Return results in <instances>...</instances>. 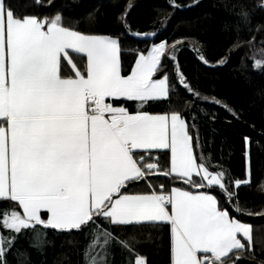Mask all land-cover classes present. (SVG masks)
I'll return each instance as SVG.
<instances>
[{"label": "snow or ice", "instance_id": "obj_1", "mask_svg": "<svg viewBox=\"0 0 264 264\" xmlns=\"http://www.w3.org/2000/svg\"><path fill=\"white\" fill-rule=\"evenodd\" d=\"M166 48L162 42L141 53L125 76L117 39L72 30L59 14L51 20L19 18L0 0V198L23 210L0 213V226L19 233L35 223L79 230L91 222L97 234L88 245V264H109L113 245L130 247L106 224L170 221L174 264H224L222 257L245 247L237 233L250 239V226L231 218L210 192L180 187L171 193L122 192L158 167L151 162L142 167L145 156L137 158L133 150L170 149L171 172L193 187L219 186L229 198L235 195L225 187L222 171L210 172L197 162L180 113L131 114L106 102L167 97V77L152 79ZM69 49L86 54V75H61ZM254 66H264V60L254 59ZM194 173L199 180L191 179ZM42 209L50 213L47 220ZM4 251L0 236V257ZM132 264L147 259L136 255Z\"/></svg>", "mask_w": 264, "mask_h": 264}, {"label": "trees", "instance_id": "obj_2", "mask_svg": "<svg viewBox=\"0 0 264 264\" xmlns=\"http://www.w3.org/2000/svg\"><path fill=\"white\" fill-rule=\"evenodd\" d=\"M7 5L19 18L51 20L59 14L61 23L72 30L117 38L125 76L131 74L141 53L155 43H166L154 77H167L168 96L143 103L128 98L112 102L131 113H180L188 123L198 162L203 161L210 171H222L229 190L231 162L215 163V150L235 152L243 146L244 136L249 137L251 182L244 204L236 206L218 187L210 191L231 217L252 227L251 240L222 259L224 264H264V66H254V59L264 60V0H7ZM71 56L81 61L86 75L85 56ZM62 75L74 76L64 58ZM134 154L145 156L143 165L152 162L158 167L127 183L123 193L134 192L143 182L158 193L175 187L194 189L170 173L169 150ZM14 208L23 214L18 202L0 198V213ZM42 217L47 219V211ZM106 226L130 246L113 245L109 264H132L136 255L146 257L147 264H173L170 222ZM96 234L91 222L79 230L37 224L19 233L0 226L5 248L0 264H88V245ZM10 235L14 238L9 244Z\"/></svg>", "mask_w": 264, "mask_h": 264}, {"label": "crops", "instance_id": "obj_3", "mask_svg": "<svg viewBox=\"0 0 264 264\" xmlns=\"http://www.w3.org/2000/svg\"><path fill=\"white\" fill-rule=\"evenodd\" d=\"M101 36H105V35H101ZM109 37V36H108ZM112 38H114V37H112ZM115 39H117V38H115ZM118 40V39H117ZM119 41V40H118ZM119 46H120V42H119ZM68 52H69V57H71V59H69L68 57H62V59H61V69H60V71H61V75H62V60H63V58L67 61V63H68V65H69V67H70V70L72 71V73L74 74V76L72 75V76H64V77H71V78H76V73H77V71H79V73H81V74H83L82 73V69H81V61L77 58V59H75V57L73 58L71 55H82V56H85V58H86V54H78V53H75L73 50H71V49H69L68 50ZM119 61H120V71H121V74H122V67H121V48H120V51H119ZM73 65H75V67H73ZM123 75V74H122ZM63 76V75H62ZM121 98H123V97H121ZM164 98V97H163ZM112 99H114V98H112V97H108V98H106V102H111L112 103V105L114 106V107H124L123 105H115L113 102H112ZM125 108V107H124ZM129 112V111H128ZM129 113H131V112H129ZM131 114H136V113H131ZM149 114H151V113H149ZM163 114H167V113H153V114H151V115H163ZM106 115H108L107 113H106ZM170 115V114H169ZM183 117V116H182ZM184 118V117H183ZM184 120L186 121V119L184 118ZM186 130L189 132V130H188V123H187V121H186ZM190 134V133H189ZM191 135V134H190ZM244 145L246 146V147H248V149H249V147H250V140H249V137L248 136H244ZM190 143V147H192V149H193V154L195 155V151H194V146H193V139L189 142ZM207 144H206V142H205V138H204V140H203V147H204V149H205V151H209V148L206 146ZM150 150H165V149H150ZM167 150H169V152H170V169H169V171H170V173L171 174H173V175H178V176H180L181 177V174H179V173H176V172H171V151H170V149H167ZM134 152L135 151H149V150H143V149H137V150H133ZM196 156V155H195ZM217 161H218V163H221L222 165H224L225 166V163H222L220 160H218V159H216ZM197 162H198V160H197ZM152 163V162H151ZM199 163V162H198ZM141 164H142V167H146V164H144L143 165V162H141ZM202 171V170H201ZM210 171V170H209ZM210 172H213V171H210ZM246 174H249V175H246V180H245V184L247 185V186H250V179H251V177H250V175H251V173H248V172H246ZM234 174H233V172L231 171L230 172V177H231V183H232V189H228L229 191H231V192H239L240 190H241V188L242 187H244V186H242V184L241 185H239V186H235V184H234V182L237 180L234 176H233ZM194 176H197L198 178H199V176L197 175V174H193V176L191 177V179H193V177ZM145 177V176H144ZM236 179V180H235ZM205 184H206V181H205ZM213 187H218V188H220V189H222L221 187H219V186H213ZM213 187H207V186H205V187H201V188H196V187H194V189H192V190H187V191H191V192H193V193H197V192H210L211 194H213V195H215L214 193H212L211 191H210V188H213ZM147 188H149V190H146ZM184 190H186V189H184ZM223 190V189H222ZM153 191H155L150 185H149V183L148 182H143V183H141V184H137L136 185V190L134 191V192H131V193H126V194H129V195H134V194H149V193H151V192H153ZM172 191V190H171ZM171 191L169 192V193H171ZM155 192H157V191H155ZM216 196V195H215ZM217 197V196H216ZM217 200H218V206L221 208V206H220V202H219V199L217 198ZM169 207V212L171 213V206H168ZM222 209V208H221ZM43 211H47V210H45V209H42L41 210V212H40V215H41V217H42V212ZM47 213H48V217H47V219L50 217V213L47 211ZM231 217V216H230ZM43 218V217H42ZM231 218H233V217H231ZM46 219V220H47ZM233 219H235V218H233ZM237 220V219H236ZM143 222H170V221H140V222H132V223H143ZM241 222V221H240ZM171 223V222H170ZM241 223H244V222H241ZM244 224H247V223H244ZM247 225H249V224H247ZM250 226V225H249ZM249 232H250V239L249 238H247V237H244L243 236V233H237V238L238 239H240L241 240V242L243 243V244H245V240H251V237H252V228L250 227V229H249ZM173 245H174V234H173ZM233 250H236V249H233ZM232 250V251H233ZM231 251V252H232ZM231 252H229L225 257H222L221 259H224V258H226ZM173 264H174V255H173Z\"/></svg>", "mask_w": 264, "mask_h": 264}, {"label": "rangeland", "instance_id": "obj_4", "mask_svg": "<svg viewBox=\"0 0 264 264\" xmlns=\"http://www.w3.org/2000/svg\"><path fill=\"white\" fill-rule=\"evenodd\" d=\"M145 35H150V34L147 33ZM160 43H162V42L153 44L151 49L153 48V46L159 45ZM151 49L148 52H150ZM148 52L145 55H147ZM138 59H139V57H138ZM159 68H160V66L158 67L157 71L159 70ZM154 74H153L152 79H156L154 77ZM215 153H216L215 156H216V158L218 160H222V161L228 162V164H229V161L231 162V165L229 164V166L230 167L232 166L231 168L233 170V174H234L233 176L237 180L245 181L246 180V175H249V174H246V172L251 173V168H250V147L248 149V147H246L243 144L242 147L236 148L235 152H232V153L231 152H229V153H225V152L220 153V152H218L216 150H215ZM213 161L215 163L218 162L215 159H213ZM250 177H251V175H250ZM250 182H251V179H250ZM242 186H244V187H242L239 192H234L235 195L232 196L233 203L236 206H240L241 204L243 205L244 204V200H246L247 197H248L249 186H247L245 183H243ZM250 227H251V225H250Z\"/></svg>", "mask_w": 264, "mask_h": 264}, {"label": "water", "instance_id": "obj_5", "mask_svg": "<svg viewBox=\"0 0 264 264\" xmlns=\"http://www.w3.org/2000/svg\"><path fill=\"white\" fill-rule=\"evenodd\" d=\"M38 223H35L34 226H36ZM41 225V224H40ZM34 226H29V227H34ZM43 226H47V225H43ZM49 227V226H48Z\"/></svg>", "mask_w": 264, "mask_h": 264}, {"label": "built area", "instance_id": "obj_6", "mask_svg": "<svg viewBox=\"0 0 264 264\" xmlns=\"http://www.w3.org/2000/svg\"><path fill=\"white\" fill-rule=\"evenodd\" d=\"M211 255V254H210Z\"/></svg>", "mask_w": 264, "mask_h": 264}]
</instances>
